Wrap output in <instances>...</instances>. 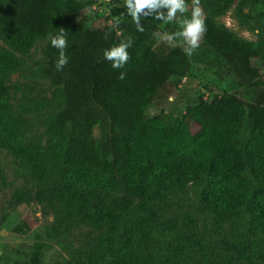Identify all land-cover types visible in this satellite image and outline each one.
I'll list each match as a JSON object with an SVG mask.
<instances>
[{
  "label": "trees",
  "instance_id": "16d2710c",
  "mask_svg": "<svg viewBox=\"0 0 264 264\" xmlns=\"http://www.w3.org/2000/svg\"><path fill=\"white\" fill-rule=\"evenodd\" d=\"M240 1L201 0L207 27L201 46L202 53L208 50L225 63L238 85L250 90L252 100H245L238 91L199 98L167 122L151 116L148 109L167 102V86L172 79L187 76L194 54L185 55L182 45L156 47L162 21L141 17L144 31L139 32L126 8L114 6L110 23L97 32L87 24L82 0H0V36L9 47L0 45V122L6 129L9 115L18 120L9 85L18 63L13 51L27 54L38 40L64 28L69 63L62 71L56 70L59 51L49 40V62L41 76L64 98L63 108L48 119L47 127L56 136L57 148L63 149L71 172L83 183L92 181L88 185L91 191L99 185L115 189L119 184L142 198L139 208L148 216L142 231L147 222L155 221L173 205L170 193L205 180L199 213L193 220L206 233L211 247L214 243L211 256L233 245L219 239L214 228L244 214L251 219V235L264 236V40L245 39L219 21ZM238 10L240 17L249 14L241 6ZM116 19L121 23L113 29L110 25ZM118 31L122 35L118 36ZM127 37L133 40L127 49L130 59L124 68L114 69L104 59V50ZM120 72L126 73L125 79H118ZM98 125L100 140L94 132ZM5 139L8 149H22L18 134ZM4 179L0 163V191ZM76 183L64 181L62 185L90 201L88 186L84 188L82 183L77 188L73 186ZM131 231L133 227L125 232L129 244H108L114 264H136L139 245L130 241L139 235ZM206 263L220 264L218 258ZM166 264L178 263L168 256Z\"/></svg>",
  "mask_w": 264,
  "mask_h": 264
},
{
  "label": "rangeland",
  "instance_id": "374dc122",
  "mask_svg": "<svg viewBox=\"0 0 264 264\" xmlns=\"http://www.w3.org/2000/svg\"><path fill=\"white\" fill-rule=\"evenodd\" d=\"M82 1L87 24L97 32L110 23L112 7L124 6V0ZM240 6L249 13L247 16L238 15ZM190 14L189 10L185 15ZM219 21L245 39L264 40V2L241 0ZM177 30L176 23H163L156 35V47L185 46L182 40L171 44L166 40ZM48 42V38H41L27 54L13 51L18 63L9 85L13 114L18 120L9 115L6 129L0 122V163L5 177L0 191V264H114L108 244H129L125 235L128 227L139 235L130 241L139 245L136 264H166L168 256L178 264H207L215 258L220 264H264V236L251 235V219L244 213L214 228L219 239L233 245L220 255H210L214 243L211 247L206 233L193 220L199 213L205 180L170 193L173 205L155 221L147 222L142 231V222L148 217L146 210L139 208L142 198L119 184L115 189L99 185L91 191L88 185L92 181L83 183L71 172L63 149L57 148L56 136L47 127L48 119L64 106L59 89L41 76L49 62ZM0 45L9 48L1 36ZM202 48L200 42L187 76L170 81L167 102L149 107L151 116L172 122L199 98L210 99L225 92L238 91L245 100H252L250 90L238 85L225 63L208 50L202 53ZM261 69L264 78V60ZM94 132L100 140V125ZM15 133L21 140L22 149L18 151L5 147V137ZM64 181L78 182L73 184L77 188L82 183L84 188L88 186L90 201L85 202L80 192L62 185Z\"/></svg>",
  "mask_w": 264,
  "mask_h": 264
},
{
  "label": "clouds",
  "instance_id": "9594fccd",
  "mask_svg": "<svg viewBox=\"0 0 264 264\" xmlns=\"http://www.w3.org/2000/svg\"><path fill=\"white\" fill-rule=\"evenodd\" d=\"M124 7L139 32L144 31L141 17L147 18L152 16L164 24L176 23L179 30L168 34L166 40L170 44L172 41L182 40L185 45L183 51L189 57L195 54L207 31L206 18L201 7V0H191L190 9L187 0H124ZM146 9L147 11H145ZM189 10L191 13L190 17L185 15ZM120 23L121 20L116 19L110 27L116 29ZM117 35H122V33L118 31ZM48 39L50 40L51 46L59 51L55 67L57 71H62L69 63V57L65 52L68 48L67 32L64 28H60L58 34H49ZM132 44L133 40L131 37L121 40L117 45L104 50V59L110 61L114 69L119 70L124 68L130 59L127 49ZM125 75V72H120L118 79H125Z\"/></svg>",
  "mask_w": 264,
  "mask_h": 264
}]
</instances>
